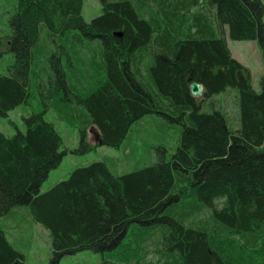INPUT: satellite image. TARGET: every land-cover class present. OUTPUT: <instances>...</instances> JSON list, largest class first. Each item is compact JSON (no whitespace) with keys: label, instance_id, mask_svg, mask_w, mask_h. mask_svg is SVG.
<instances>
[{"label":"trees","instance_id":"16d2710c","mask_svg":"<svg viewBox=\"0 0 264 264\" xmlns=\"http://www.w3.org/2000/svg\"><path fill=\"white\" fill-rule=\"evenodd\" d=\"M83 1L14 0L7 17L0 117L30 105L33 92L40 107L22 117V131L0 133V221L23 207L48 233V264L82 251L141 264L143 247L111 254L129 231L158 234L153 264H264V76L254 91L222 30L255 41L264 63L261 0H98L90 21ZM83 40L101 43L91 59L76 48ZM73 62L82 69L68 73ZM228 88L237 130L216 99ZM48 111L77 129L75 155L93 150L91 127L98 145L118 148L149 115L179 125V136L172 151L155 146L132 170L114 173L105 158L41 191L67 152ZM6 229L0 222V264H26Z\"/></svg>","mask_w":264,"mask_h":264},{"label":"rangeland","instance_id":"374dc122","mask_svg":"<svg viewBox=\"0 0 264 264\" xmlns=\"http://www.w3.org/2000/svg\"><path fill=\"white\" fill-rule=\"evenodd\" d=\"M264 5V0H261ZM14 0H0V72L7 63L9 54H7L6 40L3 38L8 31L7 17L13 12ZM101 12L98 0H84L82 16L84 20L90 21L98 16ZM264 23V15H263ZM224 28H222L223 30ZM227 30V29H226ZM227 48L235 60L246 67L251 76V86L254 91L260 90V79L264 76V63L260 49L255 41H233L227 37L223 30ZM42 37H46L42 35ZM47 44L48 41L45 40ZM51 46V45H49ZM97 47H101L99 40H83L76 44L80 56L91 59ZM98 51V50H97ZM80 63L73 62V68H67L68 73L74 69L80 68ZM83 74V73H82ZM34 96L30 98V105L22 104L15 110L8 113L6 117H0V133L12 136L17 130H23L22 117L26 116L31 109L38 110L40 97L38 92H33ZM202 98V97H200ZM222 105V111L225 113L229 127L238 129V111L236 108V91L228 88L224 93L216 97ZM45 120L51 122L62 139L63 148L66 152L59 166L49 172L48 178L43 182L41 191L49 189L53 184L65 180L69 173L78 167L87 166L92 162L105 158L115 160L111 169L114 173H122L132 170L137 164L153 158L152 149L155 146L163 144L167 149L172 151L175 148L179 136V125L170 123L164 118L149 115L145 116L135 123L123 143L118 148L100 146L96 134L98 130L91 127L87 131V142L94 146L93 150L85 155H75L71 153L79 144L78 131L75 127L61 121L56 114L48 111ZM98 145V146H96ZM18 209V210H17ZM14 210L11 216L2 219L0 222L5 228L26 227L27 231L23 234L21 240L15 245L18 250L24 253L26 264H48L51 257V244L47 231L39 225L27 220L21 208ZM14 226V227H13ZM7 233L9 232L6 229ZM9 234V233H8ZM158 240V234L151 233L142 235L139 233L128 232L127 237L111 254L125 256L128 252L138 250L143 247L145 259L141 264L155 263L157 254L155 252V243ZM107 261V262H105ZM59 264H111L110 257L90 251H82L72 256H66L61 259Z\"/></svg>","mask_w":264,"mask_h":264},{"label":"water","instance_id":"95a60500","mask_svg":"<svg viewBox=\"0 0 264 264\" xmlns=\"http://www.w3.org/2000/svg\"><path fill=\"white\" fill-rule=\"evenodd\" d=\"M113 36L121 38L122 33H114ZM188 81H190L189 78H187ZM189 92L191 94L192 97L194 98H200L204 95V88L202 85L195 83V82H191L188 86ZM96 138L99 139V132L96 134Z\"/></svg>","mask_w":264,"mask_h":264},{"label":"crops","instance_id":"0c3cea01","mask_svg":"<svg viewBox=\"0 0 264 264\" xmlns=\"http://www.w3.org/2000/svg\"><path fill=\"white\" fill-rule=\"evenodd\" d=\"M223 30H225V33L227 34V30H226V28H224ZM25 214V216H26V218H27V220H29L30 221V219H29V216H27V214L26 213H24ZM14 227V226H13ZM7 229H8V233H9V239H10V241L11 242H13L15 245L21 240V238H22V236H23V234L24 233H26V231H27V228L26 227H21V228H15V229H13L12 227H7Z\"/></svg>","mask_w":264,"mask_h":264}]
</instances>
